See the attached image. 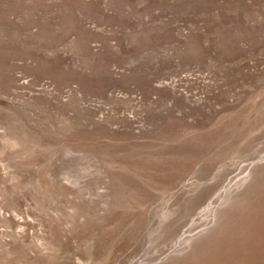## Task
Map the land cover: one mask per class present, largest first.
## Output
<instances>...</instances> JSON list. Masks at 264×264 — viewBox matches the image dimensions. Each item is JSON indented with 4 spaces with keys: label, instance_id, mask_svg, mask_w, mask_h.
<instances>
[{
    "label": "rangeland",
    "instance_id": "1",
    "mask_svg": "<svg viewBox=\"0 0 264 264\" xmlns=\"http://www.w3.org/2000/svg\"><path fill=\"white\" fill-rule=\"evenodd\" d=\"M0 264H264V0H0Z\"/></svg>",
    "mask_w": 264,
    "mask_h": 264
}]
</instances>
